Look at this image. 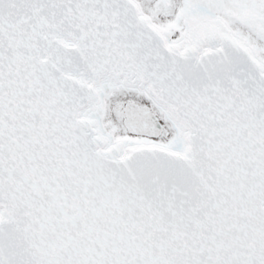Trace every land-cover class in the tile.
<instances>
[{
    "label": "snow or ice",
    "instance_id": "obj_1",
    "mask_svg": "<svg viewBox=\"0 0 264 264\" xmlns=\"http://www.w3.org/2000/svg\"><path fill=\"white\" fill-rule=\"evenodd\" d=\"M0 264H264V0H0Z\"/></svg>",
    "mask_w": 264,
    "mask_h": 264
}]
</instances>
